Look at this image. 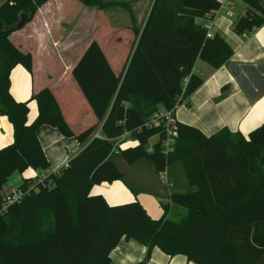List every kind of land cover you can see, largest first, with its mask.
I'll use <instances>...</instances> for the list:
<instances>
[{"label": "trees", "instance_id": "1", "mask_svg": "<svg viewBox=\"0 0 264 264\" xmlns=\"http://www.w3.org/2000/svg\"><path fill=\"white\" fill-rule=\"evenodd\" d=\"M45 1L0 3V115L13 128L12 142L0 148V198L12 173L49 167L37 138L39 127L74 137L82 149L0 215V264H109L111 251L122 239L147 247L138 264L148 261L151 247L169 257L184 255L196 264H264V123L238 137L226 128L206 136L178 123V137L167 155L160 146L162 129L144 126L155 111L183 103L201 85L202 79L192 72L197 59L218 68L232 56V47L221 35L206 37L204 22L213 20L221 2L149 0L147 21L137 41L134 32L131 54L118 74L92 41L72 75L96 122L75 132L49 87L26 101L10 92L11 70L19 64L30 71L32 58L9 35L21 13L27 22ZM78 1L101 10L128 5L124 0ZM241 1L247 8L235 22L238 35L264 22L258 0ZM185 77L188 82L179 98ZM31 100L37 113L28 121ZM98 128L100 137H93ZM125 131L127 138L116 142ZM153 136L157 141L148 152ZM128 139L135 144L125 146ZM116 160L130 165L145 160L157 173L179 164L186 188L172 187L157 219L138 201L108 204L91 191L123 177ZM32 182L25 178L18 188Z\"/></svg>", "mask_w": 264, "mask_h": 264}, {"label": "crops", "instance_id": "2", "mask_svg": "<svg viewBox=\"0 0 264 264\" xmlns=\"http://www.w3.org/2000/svg\"><path fill=\"white\" fill-rule=\"evenodd\" d=\"M124 1L128 2L127 7L111 6L103 10L78 0H47L39 5L30 20L9 35L10 41L32 58L30 71L18 64L10 72L13 97L26 101L32 94L49 87L73 131L79 132L94 124L96 119L73 78L72 69L92 41L98 43L115 74L124 68L131 54L134 32L137 41L152 8L149 0ZM226 12L224 6L217 10L212 32L229 43L232 56L218 68L197 59L192 72L202 83L174 112L178 123L193 126L206 136L223 128L236 137L246 136L264 123V22L242 37L233 31L235 23L230 18L235 12L232 16ZM36 113L37 105L31 100L27 120L31 121ZM36 134L49 163L45 172L60 170L82 149L74 137H64L47 125L39 127ZM12 140V125L6 116L0 115V148ZM120 170L123 173L120 180L95 185L91 192L101 194L111 205L138 201L151 218H159L163 213L160 204L169 201L171 190L162 184L153 166L139 160ZM39 173V169L28 168L19 177L35 178ZM167 173L174 187L186 184L176 164ZM150 251L145 264H173L176 256L181 264L193 263L183 255L169 257L155 247ZM146 252L143 244L122 239L111 251L109 264H138Z\"/></svg>", "mask_w": 264, "mask_h": 264}, {"label": "built area", "instance_id": "3", "mask_svg": "<svg viewBox=\"0 0 264 264\" xmlns=\"http://www.w3.org/2000/svg\"><path fill=\"white\" fill-rule=\"evenodd\" d=\"M260 4L264 7V0H258ZM224 6L226 8V14L228 16L234 15L233 11V0H223L221 3L222 7ZM217 12V11H216ZM215 12V14H216ZM204 27L206 29V37L211 38L213 36L212 32V21L208 20L204 22ZM254 29V28H253ZM252 29V30H253ZM246 32H243L241 34L242 37L246 36ZM188 82V77H185L183 79V87L181 94L179 98L182 97L184 92V87L186 83ZM178 103H175L174 106L170 109L160 108L159 110L155 111L153 114H151L145 121L144 126L147 127H160L162 129L163 136L160 139V146L161 150L164 155H167L170 151H172L174 147V143L176 141V138L178 137V122L175 118V109L177 108ZM129 135V132L125 131L123 134H121L117 139L116 142L123 141L127 138ZM93 137H100L99 130H97ZM119 144V143H118ZM117 145V144H116ZM113 151L117 152L118 148L115 147ZM152 151V146L148 148V152ZM67 163L63 165L65 167ZM59 170H55L53 172H45L42 169H39V175H37L35 178H33V182L29 184L25 189L16 188L8 192H3L2 196L0 198V215L4 214L8 208L19 202L24 195L28 194L31 190L37 188L38 184L43 185L45 179L48 177L50 173H57ZM159 179L161 180L162 184L168 189L171 190L173 185L169 181L167 168H165L163 171L158 173Z\"/></svg>", "mask_w": 264, "mask_h": 264}, {"label": "rangeland", "instance_id": "4", "mask_svg": "<svg viewBox=\"0 0 264 264\" xmlns=\"http://www.w3.org/2000/svg\"><path fill=\"white\" fill-rule=\"evenodd\" d=\"M233 3H234L233 4V7H234L235 15L233 17H231L230 19L235 23L242 15H244V13L246 11V8H247V5L244 2H242L241 0H233ZM221 13H222L221 16L224 15V12L223 11H221ZM156 141H157V136L151 137L149 139L146 147L147 148H150L153 145V143H155ZM135 142L136 141L134 139H128V140H126L124 142V145L125 146L132 145V144H135ZM116 163H117V165L119 166L120 169L121 168L123 169L124 166H126V164L123 161H121V160H116ZM176 166H178L180 168L181 173L183 175L181 166L179 164H176ZM27 177H29V174H28ZM183 179L185 181L184 176H183ZM21 182H22V179L19 177V173L18 172H15V173H13L12 175L9 176L8 181L5 183L3 189L5 190V192L10 191V187H12V189H16L21 184ZM175 188H177L179 190L185 189L186 188V184L183 185L182 187H181V185H177ZM155 250H159V249L155 247ZM150 256H151V251H150ZM177 257L178 256L173 257L174 258L173 259V264H175L178 261ZM183 257H185V256L183 255ZM183 257H181V258H183ZM185 260L187 261V259H185ZM176 264H181V263L180 262H177ZM190 264H196V263H190Z\"/></svg>", "mask_w": 264, "mask_h": 264}, {"label": "water", "instance_id": "5", "mask_svg": "<svg viewBox=\"0 0 264 264\" xmlns=\"http://www.w3.org/2000/svg\"><path fill=\"white\" fill-rule=\"evenodd\" d=\"M26 20H27L26 19V14L25 13H21L19 22L14 25V28H16V29L20 28L26 22Z\"/></svg>", "mask_w": 264, "mask_h": 264}]
</instances>
